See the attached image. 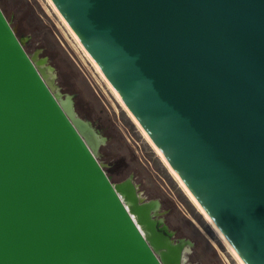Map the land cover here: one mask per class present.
I'll list each match as a JSON object with an SVG mask.
<instances>
[{
	"label": "water",
	"instance_id": "obj_1",
	"mask_svg": "<svg viewBox=\"0 0 264 264\" xmlns=\"http://www.w3.org/2000/svg\"><path fill=\"white\" fill-rule=\"evenodd\" d=\"M51 1L233 253L264 264V0ZM34 61L0 7V264H180Z\"/></svg>",
	"mask_w": 264,
	"mask_h": 264
},
{
	"label": "rangeland",
	"instance_id": "obj_2",
	"mask_svg": "<svg viewBox=\"0 0 264 264\" xmlns=\"http://www.w3.org/2000/svg\"><path fill=\"white\" fill-rule=\"evenodd\" d=\"M29 56L49 70L58 101L97 138L95 156L113 184L130 180L139 203L155 202L170 239L185 242L182 264H239L169 172L48 0H0ZM57 9V8H56ZM161 227H164L160 224Z\"/></svg>",
	"mask_w": 264,
	"mask_h": 264
},
{
	"label": "bare ground",
	"instance_id": "obj_3",
	"mask_svg": "<svg viewBox=\"0 0 264 264\" xmlns=\"http://www.w3.org/2000/svg\"><path fill=\"white\" fill-rule=\"evenodd\" d=\"M50 2V4L52 5V7L54 8V10L57 12V14L59 15L60 19L62 20V22L66 25L67 29L70 31V33L72 34V36L74 37V39L77 41V43L79 44V46L81 47V49L83 50V52L86 54V56L90 59V61L93 63V65L95 66V68L97 69V71L99 72V74L101 75V77L104 79V81L106 82V84L109 86V88L112 90V92L114 93V95L116 96V98L118 99V101L121 103V105L123 106V108L127 111V113L129 114V116L132 118V120L136 123V125L138 126V128L140 129V131L142 132L143 136L149 141V143L152 145V147L154 148V150L156 151V153L160 156L161 160L163 161V163L165 164V166L168 168L169 172L173 175V177L176 179V181L178 182V184L180 185V187L183 189V191L186 193V195L190 198V200L192 201V203L197 207V209L201 212V214L205 217L204 212L202 207L193 199L189 189L187 188V186L182 182V180L180 179V177L176 174V172L173 170V168L171 167V165L162 157L160 151L156 148L155 144L153 143V141L147 136L146 132L144 131V129L142 128V126L139 124V122L136 120V118L133 116V114L129 111V109L126 107L125 104H123L120 100H119V94L116 92V90L105 80L104 74L102 73V71L100 70V68L93 62L91 56L88 54V52L86 51V49L84 48V46L82 45V43L80 42V40L77 38L76 34L72 31V29L70 28V26L68 25V23L65 21V19L62 17V15L58 12V10L56 9L55 5L53 4V2L51 0H48ZM35 62V61H34ZM36 63V62H35ZM37 64V63H36ZM38 67L45 73H49V70L47 68H44L42 66ZM59 103L61 104V106L63 107V109H65L67 111L68 114L72 115V110H71V102L69 99H65L63 101H59ZM118 195L121 198L123 204L125 205V207L127 208V210L129 211L131 217L133 218V220L135 221V223L137 224L139 230L141 231V233L147 237L150 235V232L147 230L146 225L142 222H140L139 218L140 216H138V214L134 213V212H130L129 208L131 206H133V204L137 203V196L135 194V189L133 188L132 184L130 181H127L123 184L118 185ZM133 195V198H132ZM147 212L149 214H151V212L156 213L157 212V205H155L153 202H149L147 203ZM205 219L208 221V223L212 226L213 230L215 231L216 235L219 237V239L222 241V243L225 245V247L230 251V253L232 254V256L235 258V260L239 263V264H245L243 262V260L239 259L232 250L231 245L219 234L218 228L217 226L209 221L206 217ZM160 224H162L164 226L165 230H168L167 227L162 223V221L160 219L157 220ZM181 244V243H179ZM187 249L185 244H182L180 246V264H181V260L184 259V253L185 250Z\"/></svg>",
	"mask_w": 264,
	"mask_h": 264
}]
</instances>
